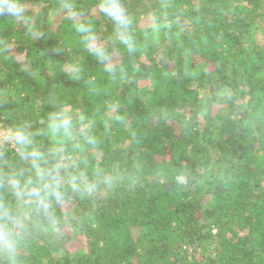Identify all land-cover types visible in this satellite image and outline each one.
I'll return each instance as SVG.
<instances>
[{
    "label": "trees",
    "instance_id": "trees-1",
    "mask_svg": "<svg viewBox=\"0 0 264 264\" xmlns=\"http://www.w3.org/2000/svg\"><path fill=\"white\" fill-rule=\"evenodd\" d=\"M26 2L39 37L0 17V124L35 121L56 94L96 118L121 179L74 200L76 221L33 241L25 264H264V0H123L132 54L98 0H72L123 67L115 78L78 43L65 0ZM77 62L78 80L62 71Z\"/></svg>",
    "mask_w": 264,
    "mask_h": 264
},
{
    "label": "clouds",
    "instance_id": "clouds-1",
    "mask_svg": "<svg viewBox=\"0 0 264 264\" xmlns=\"http://www.w3.org/2000/svg\"><path fill=\"white\" fill-rule=\"evenodd\" d=\"M61 7L67 9L78 43L100 62L109 78H115L118 71L123 73L93 22L79 18L83 13L72 0H65ZM98 10L111 21L116 41L129 54L137 52L134 17L123 0H98ZM35 16L26 0H0V17L23 25L30 39L41 35ZM62 71L71 79L84 75L78 62L65 65ZM86 83L91 92L97 91L94 81ZM48 102L51 109L35 121L0 126V264H25L24 250L33 241L40 237L54 241L65 226L76 221L71 207L74 200H93L121 179L118 171L101 161L96 118L56 94ZM112 113L109 106L108 120L121 119ZM174 180L178 186H186L190 176L180 171Z\"/></svg>",
    "mask_w": 264,
    "mask_h": 264
},
{
    "label": "rangeland",
    "instance_id": "rangeland-1",
    "mask_svg": "<svg viewBox=\"0 0 264 264\" xmlns=\"http://www.w3.org/2000/svg\"><path fill=\"white\" fill-rule=\"evenodd\" d=\"M143 22H144V24H149L150 23V19L143 18ZM0 126H2V125L0 124ZM84 246H85V242L82 241V238L77 237L75 242L73 241V243H70L68 245V249L71 250V251H75V250H78V249H80V248H82Z\"/></svg>",
    "mask_w": 264,
    "mask_h": 264
}]
</instances>
